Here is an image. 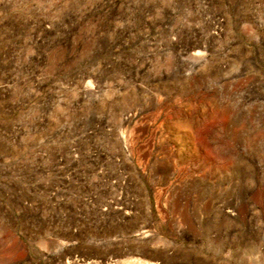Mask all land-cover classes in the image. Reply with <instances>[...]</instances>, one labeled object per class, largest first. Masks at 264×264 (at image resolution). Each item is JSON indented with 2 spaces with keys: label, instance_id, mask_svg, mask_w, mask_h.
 <instances>
[{
  "label": "rangeland",
  "instance_id": "rangeland-1",
  "mask_svg": "<svg viewBox=\"0 0 264 264\" xmlns=\"http://www.w3.org/2000/svg\"><path fill=\"white\" fill-rule=\"evenodd\" d=\"M0 264H264V0H0Z\"/></svg>",
  "mask_w": 264,
  "mask_h": 264
}]
</instances>
